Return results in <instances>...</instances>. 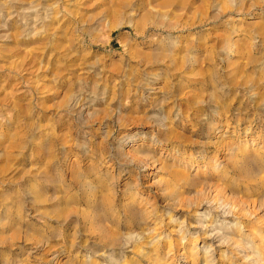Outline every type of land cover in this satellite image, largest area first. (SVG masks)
I'll return each instance as SVG.
<instances>
[{"label": "rangeland", "instance_id": "374dc122", "mask_svg": "<svg viewBox=\"0 0 264 264\" xmlns=\"http://www.w3.org/2000/svg\"><path fill=\"white\" fill-rule=\"evenodd\" d=\"M219 204L264 246V0H0V264H150L117 234L182 223L204 264Z\"/></svg>", "mask_w": 264, "mask_h": 264}, {"label": "bare ground", "instance_id": "6f19581e", "mask_svg": "<svg viewBox=\"0 0 264 264\" xmlns=\"http://www.w3.org/2000/svg\"><path fill=\"white\" fill-rule=\"evenodd\" d=\"M221 168H223V166ZM223 205L224 207L221 208L222 214L225 211H230L233 214L228 216H231L234 218V220H236L230 221L228 223L224 221L228 224V228L224 229L221 232V235L212 237L211 234L208 235V238L212 239V244L210 242V244H208L206 252L203 253L205 260L204 264L215 263V259L211 256V252L214 250L213 241L215 240L216 242H218L216 246H225V248L231 252V256H235V258L239 260L241 259V262H245V257L252 256L253 260L249 261L248 264H264V246L261 245V238H257L261 237L262 231L258 234H255V232L249 230L243 231L245 226L242 225V218L246 215H251L252 210H246L247 207L244 206L236 207L235 205ZM220 206L221 204L216 206V208H219ZM146 210L147 208L144 209V212H146ZM110 215L113 217L115 214L111 212ZM95 226L99 227L98 224H96ZM184 232L185 231L181 228V226L176 230L175 234H172V231H169L167 234H165V232H157V228L155 226L153 228L143 227L140 233L144 237L143 240L137 244L129 245V247H131L130 251L135 255L137 254V252L139 253L140 249H142L141 255L144 256L150 264H177V261L175 262L174 257H182L183 260H186L185 258L188 252L190 261H184L186 262L185 264H197L196 262L198 260V257H200L199 254L201 253V248L196 247L198 239L197 237L192 239L190 248H187L184 242L181 241L185 238ZM174 235H176V237ZM107 238L108 240H105V243H103L102 246V249L105 250L104 252L117 244L116 242H114V239L109 237ZM222 239H227L228 243H220ZM248 245H251V247H248ZM214 252L218 253V256L223 257V255L217 252L216 249ZM240 253L242 254L239 255ZM222 260L225 261V258H222ZM41 261L44 263L48 262L47 260L45 261L44 257L41 259ZM56 264H58L57 261ZM234 264H236V262Z\"/></svg>", "mask_w": 264, "mask_h": 264}, {"label": "clouds", "instance_id": "9594fccd", "mask_svg": "<svg viewBox=\"0 0 264 264\" xmlns=\"http://www.w3.org/2000/svg\"><path fill=\"white\" fill-rule=\"evenodd\" d=\"M221 91H223V89H221ZM152 119H155V117H152ZM205 119H207V117H205ZM161 127H163V126L161 125ZM134 136L136 139H139V138H141V133H136V134H134ZM153 139H156V137L154 136ZM234 151H239V148L234 146ZM109 155H111V153H109ZM229 155H231V153H229ZM241 156L243 157V153L241 154ZM118 163L120 164V166L123 170V166L125 163L132 164V163H134V161L129 160L127 157H125L123 159L118 160ZM243 163L245 166H248L249 163L254 164L255 161L251 160V158H244ZM97 181H99V183H97ZM118 182H119V177H113L111 179H107V178H99V177L93 176L91 179H88V178L84 179V184L87 185L86 191L89 192L90 194H94V193L100 191L101 189H107L113 196V202L111 205V207H113V208L115 207V197L117 195ZM128 194H129V191H128L127 186H123L119 189V196L121 197L122 202H127ZM205 202H207V201H205ZM134 203L135 202L133 201L132 204H134ZM191 206H195V205H191ZM220 207L223 208L224 205L221 204ZM129 210H130V208H129ZM101 214L103 215L105 213L102 212ZM223 214L225 216H228V215H232L233 213L230 211H225ZM169 215H170V213H169ZM206 218H210V214ZM183 227H184V225L182 223L181 228L183 229ZM200 227L205 228V227H208V225L201 224ZM212 227L216 228V231H214L211 234L212 236L221 235L219 229L217 228V226L215 224H213ZM143 238L144 237L138 232L118 233L117 234V240L120 241L122 248H128L129 245L137 244L140 241H142ZM220 243H222V244L228 243V240L222 239L220 241ZM248 247H251V245H248ZM99 255L107 257L110 264H119V262L115 261L107 252H101V253H99ZM88 259L91 260V257H88ZM252 260H253L252 256L245 257V264H248V262L252 261Z\"/></svg>", "mask_w": 264, "mask_h": 264}]
</instances>
